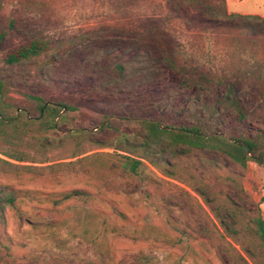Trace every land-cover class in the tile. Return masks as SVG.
<instances>
[{
  "label": "rangeland",
  "instance_id": "374dc122",
  "mask_svg": "<svg viewBox=\"0 0 264 264\" xmlns=\"http://www.w3.org/2000/svg\"><path fill=\"white\" fill-rule=\"evenodd\" d=\"M225 4L227 13L264 18V0H225ZM164 15V0H0V77L11 86L15 99L35 92L49 99L81 101L90 118L202 123L206 117L199 106L205 85L194 75L168 70L160 58L166 40L157 36L158 29L150 22ZM172 37L179 59L219 64L221 48L213 45L209 34L196 38L177 25ZM30 39L49 40L60 50L50 51L37 63L7 65L8 51ZM113 52L119 56L105 59ZM118 64L121 77L113 72ZM77 81L84 85L82 90L65 88ZM226 91L220 86L213 92ZM244 123L232 114L210 121L208 131L227 138L234 128L258 127ZM79 125L72 124L84 126ZM70 127L61 125L52 137L64 139ZM101 143L111 146L95 151ZM121 147L115 135L88 129L73 141L29 153L38 162L66 163L75 161L69 158L73 153L124 154ZM203 156L193 152L179 159L191 178L178 175L183 184L163 179L159 188H145L118 171L89 173L85 164L57 174L0 169V184L19 191L15 208L6 209L0 220V264H255L239 242L216 225L209 207H216L214 197L229 198L251 213L259 205L264 216V174L253 164L242 171L227 159L214 165ZM0 159L7 160L1 155ZM230 177L241 180L243 191L228 181ZM195 188L208 197V205L191 191ZM72 189L87 191L89 202L54 205L59 193Z\"/></svg>",
  "mask_w": 264,
  "mask_h": 264
},
{
  "label": "trees",
  "instance_id": "16d2710c",
  "mask_svg": "<svg viewBox=\"0 0 264 264\" xmlns=\"http://www.w3.org/2000/svg\"><path fill=\"white\" fill-rule=\"evenodd\" d=\"M164 9V16L150 22L158 29L157 36L166 40L159 49L160 58L168 70L194 75L205 85L199 106V113L206 117L204 122L185 126L150 119L90 118L82 111L81 101L49 99L35 92L15 99L10 96L11 86L0 77V147L8 148L0 149V155L7 159H0V169L57 174L70 166L85 164L89 173L118 171L123 178L137 179L145 188H159L163 179L183 184L178 181V175L187 177L188 173L177 162L196 152L205 155L203 158L214 165L227 159L242 171L253 164L264 174V18L227 13L225 0H164ZM177 25L196 38L209 34L213 45L221 48L219 64L210 66L179 59L171 45L172 31ZM52 50L58 53L60 49L54 48L49 40L30 39L10 49L5 63L9 66L37 63ZM118 53L113 52L105 59L117 58ZM113 72L115 77H121V65H115ZM83 86L77 81L66 84L65 88L75 91L82 90ZM220 86L227 87L226 93L213 92ZM232 114L239 122H254L258 127L255 131L246 126L240 130L234 128L227 138L208 131L210 121L219 122ZM65 123L71 127L64 139L52 137ZM73 123L84 126L75 127ZM88 129L115 135L124 154L96 152L80 157L86 152L73 153L69 158L75 161L60 163L46 159L38 162L29 153L31 149H52L62 140L73 141ZM109 144L101 143L95 151L109 149ZM104 156L110 159L105 161ZM26 163L49 165L37 167ZM228 181L243 191L241 180L237 182L230 177ZM191 191L209 204L208 197L197 188ZM58 197L54 205L69 201L88 203L90 194L83 189H72L59 193ZM18 200L19 191L0 184V220H4L6 209L15 208ZM211 202L216 204L209 207L216 225L227 237L238 241L243 251L256 260L255 264H264V216L259 205L251 213L243 207L240 209L229 198L214 197ZM114 213L125 217L116 210ZM76 216L80 220L81 213Z\"/></svg>",
  "mask_w": 264,
  "mask_h": 264
}]
</instances>
